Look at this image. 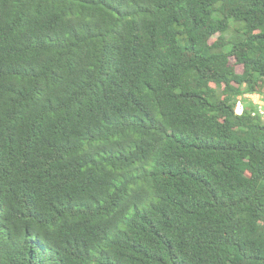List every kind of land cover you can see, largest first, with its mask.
<instances>
[{"label": "trees", "instance_id": "16d2710c", "mask_svg": "<svg viewBox=\"0 0 264 264\" xmlns=\"http://www.w3.org/2000/svg\"><path fill=\"white\" fill-rule=\"evenodd\" d=\"M255 93L264 0H0V264H264Z\"/></svg>", "mask_w": 264, "mask_h": 264}, {"label": "built area", "instance_id": "2783aa9c", "mask_svg": "<svg viewBox=\"0 0 264 264\" xmlns=\"http://www.w3.org/2000/svg\"><path fill=\"white\" fill-rule=\"evenodd\" d=\"M247 98H250L253 103L257 106L258 113L264 120V93H255L252 95H247ZM236 111L238 114H241L243 112V102L241 100L237 105Z\"/></svg>", "mask_w": 264, "mask_h": 264}, {"label": "rangeland", "instance_id": "374dc122", "mask_svg": "<svg viewBox=\"0 0 264 264\" xmlns=\"http://www.w3.org/2000/svg\"><path fill=\"white\" fill-rule=\"evenodd\" d=\"M231 62H232L233 64H236L235 59H232ZM236 70H237L238 73H242V72H243V66L237 64V65H236Z\"/></svg>", "mask_w": 264, "mask_h": 264}]
</instances>
